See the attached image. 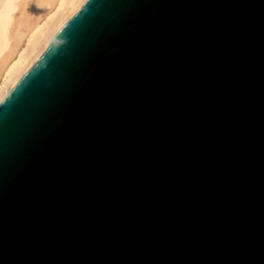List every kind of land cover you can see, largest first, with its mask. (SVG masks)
<instances>
[{"label": "water", "instance_id": "water-1", "mask_svg": "<svg viewBox=\"0 0 264 264\" xmlns=\"http://www.w3.org/2000/svg\"><path fill=\"white\" fill-rule=\"evenodd\" d=\"M0 264H264V0H85L0 101Z\"/></svg>", "mask_w": 264, "mask_h": 264}, {"label": "bare ground", "instance_id": "bare-ground-1", "mask_svg": "<svg viewBox=\"0 0 264 264\" xmlns=\"http://www.w3.org/2000/svg\"><path fill=\"white\" fill-rule=\"evenodd\" d=\"M84 1H0V101Z\"/></svg>", "mask_w": 264, "mask_h": 264}, {"label": "rangeland", "instance_id": "rangeland-1", "mask_svg": "<svg viewBox=\"0 0 264 264\" xmlns=\"http://www.w3.org/2000/svg\"><path fill=\"white\" fill-rule=\"evenodd\" d=\"M1 1V0H0Z\"/></svg>", "mask_w": 264, "mask_h": 264}]
</instances>
